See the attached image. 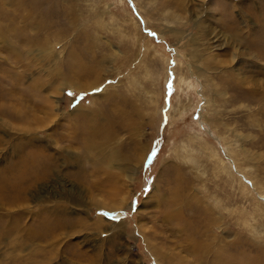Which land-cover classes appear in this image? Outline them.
Masks as SVG:
<instances>
[{"label":"rangeland","instance_id":"1","mask_svg":"<svg viewBox=\"0 0 264 264\" xmlns=\"http://www.w3.org/2000/svg\"><path fill=\"white\" fill-rule=\"evenodd\" d=\"M164 1L0 0V264H264V0Z\"/></svg>","mask_w":264,"mask_h":264},{"label":"bare ground","instance_id":"2","mask_svg":"<svg viewBox=\"0 0 264 264\" xmlns=\"http://www.w3.org/2000/svg\"><path fill=\"white\" fill-rule=\"evenodd\" d=\"M196 2V5L200 8V6L201 5H204V3H205V0H201V1H199V0H195ZM170 2H172L174 5H172ZM187 2H188V0H165L164 1V4L165 5H167L169 8V10L171 11V13L172 14H176V16H177V12H175V10L174 9H180V8H184L185 6L187 7ZM210 2V1H209ZM222 5V4H221ZM225 7H226V5H225ZM224 7V8H225ZM220 8V7H219ZM223 8V7H222ZM226 9V8H225ZM227 11V10H226ZM200 12V11H199ZM198 12V13H199ZM207 12V11H206ZM221 12V11H220ZM160 13V12H159ZM230 13V12H229ZM161 14V13H160ZM208 14V13H207ZM206 14V15H207ZM171 15V14H170ZM173 16V15H172ZM208 16V15H207ZM198 18H199V20H201L200 19V17H199V15H195V21H196V24H197V26L199 25H201L202 24V22H200L199 20H198ZM264 19V18H263ZM180 20V19H179ZM231 20V19H230ZM204 23V22H203ZM225 24V23H224ZM232 25V24H231ZM264 25V24H263ZM204 26V25H203ZM199 28V27H198ZM230 28H231V26H230ZM236 30V29H235ZM259 30V29H258ZM263 30V29H262ZM210 31V30H209ZM246 35V34H245ZM253 35V34H252ZM245 40H246V43H245V41L243 40V37H237L236 36V41H237V43H240V42H244V46L247 44V48H246V51L248 52V55L250 56V58L249 59H247V60H245V63H247V64H252L253 63V59L252 58H254V56L256 57V56H259L261 59H263L264 60V32L263 33H260V34H256V35H253V37H249V36H245ZM191 41L193 42H195V39H193V37L191 38ZM214 41V40H213ZM196 42H198V41H196ZM197 45H198V43H196ZM218 44V43H217ZM192 46H194V44L192 45ZM200 46L201 47H205V48H208L211 52H212V50H211V48L212 49H216L217 48V46H216V44L215 45H210V43H209V45L208 46H206V44H201L200 43ZM199 47V46H198ZM246 47V46H245ZM196 48V47H195ZM199 49V48H198ZM195 51H196V49H195ZM254 53V54H253ZM197 54V53H196ZM198 54H199V58L200 57H203V55L202 54H200L199 53V51H198ZM233 54V53H232ZM192 55V54H191ZM205 60L207 61L208 60V58H205ZM222 61V60H221ZM231 61L233 62L232 63V65L234 64L235 65V68H239L238 67V65H236L235 63H234V61H239V56L237 55V52H234V54L232 55V57H231ZM223 62V61H222ZM211 63V62H210ZM232 65L230 64V67H232ZM234 67V66H233ZM260 67H264V65H262V66H260ZM239 69H241V68H239ZM242 73H243V71H242ZM242 73H237L236 74V77L242 82V81H244L245 82V84H247L248 85V82H249V78H250V76H248V75H246V74H242ZM230 74V73H229ZM228 77H230L229 75H227ZM236 77H233L234 79L236 78ZM258 78H259V76H257ZM264 77V76H263ZM255 82L254 83H251V85H250V87L252 88V90H257L258 92H260V93H262V97H261V100H263L264 101V78H260V79H256V80H254ZM256 87H258V88H256ZM103 129V128H102ZM104 130V129H103ZM98 134L100 133L101 134V136H104L105 138L107 137L106 136V134H105V132L106 131H102L101 130V128L100 127H98L97 128V130H95ZM93 133V132H92ZM91 133V134H92ZM98 148H99V146H98ZM98 151L100 150V149H97ZM102 150V149H101ZM97 151V157H96V159H94V160H92V161H90L89 162V164L92 162V163H94V164H92L93 166H97V165H100L101 166V168H103V167H106V169L110 166V164L112 163V161H108L107 159H105V157L104 156H102L101 155V153H99ZM140 153V152H139ZM103 154V153H102ZM105 155V154H104ZM136 155H139V154H136ZM139 158V157H138ZM88 159H90V156H89V158ZM92 159V158H91ZM115 159H117V158H115ZM114 159V160H115ZM128 159V158H127ZM123 160V159H122ZM87 161V160H86ZM128 162H125V165L127 164ZM81 163L79 162V165H80ZM101 164H103V165H101ZM91 165V166H92ZM121 166V168H123V170L124 171H128L130 168L129 167H127L126 166V168H125V166H123L122 167V165H120ZM114 193V192H113ZM176 195V194H175ZM109 196V195H108ZM164 196V195H163ZM162 197V196H161ZM159 198L158 197H156V199L155 200H158ZM174 200V199H173ZM179 202V201H178ZM178 205V204H177ZM175 211H176V208L174 209V208H172V209H170V208H168L167 207V209H166V211H165V213L163 214V215H167V216H176L175 215ZM221 261H222V259H221ZM220 264V263H219ZM224 264V263H223ZM225 264H227V263H225Z\"/></svg>","mask_w":264,"mask_h":264},{"label":"snow or ice","instance_id":"3","mask_svg":"<svg viewBox=\"0 0 264 264\" xmlns=\"http://www.w3.org/2000/svg\"><path fill=\"white\" fill-rule=\"evenodd\" d=\"M100 89H94V91H99ZM69 96H72L73 94L71 92L68 93ZM83 96V94H81ZM149 159H151V155L149 156ZM103 215H108V213H102Z\"/></svg>","mask_w":264,"mask_h":264}]
</instances>
